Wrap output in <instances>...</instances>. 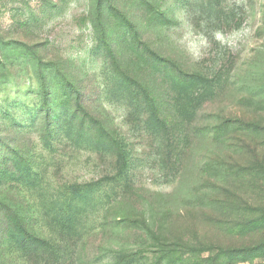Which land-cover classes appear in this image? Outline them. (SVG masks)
Wrapping results in <instances>:
<instances>
[{
	"label": "rangeland",
	"instance_id": "1",
	"mask_svg": "<svg viewBox=\"0 0 264 264\" xmlns=\"http://www.w3.org/2000/svg\"><path fill=\"white\" fill-rule=\"evenodd\" d=\"M0 264H264V0H0Z\"/></svg>",
	"mask_w": 264,
	"mask_h": 264
}]
</instances>
